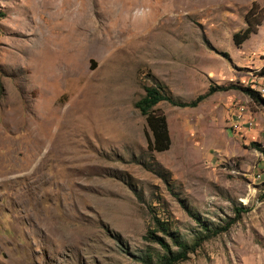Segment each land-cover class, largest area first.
<instances>
[{"label": "rangeland", "instance_id": "rangeland-1", "mask_svg": "<svg viewBox=\"0 0 264 264\" xmlns=\"http://www.w3.org/2000/svg\"><path fill=\"white\" fill-rule=\"evenodd\" d=\"M252 2L0 0V264H142L175 249L153 217L193 240L183 205L208 227L242 211L176 264H264V104L241 90L264 99V20L231 38ZM154 82L233 87L158 102L154 152L133 106Z\"/></svg>", "mask_w": 264, "mask_h": 264}, {"label": "trees", "instance_id": "trees-1", "mask_svg": "<svg viewBox=\"0 0 264 264\" xmlns=\"http://www.w3.org/2000/svg\"><path fill=\"white\" fill-rule=\"evenodd\" d=\"M1 15L2 14L0 13V16ZM243 20L245 26L242 29L234 32L231 37L232 42L235 46H239L245 39L249 37L251 33L256 32L257 26L264 20V12L260 7L257 6L256 3L252 2L249 8L245 11ZM260 74L264 75V69H262ZM232 87L233 86L209 87L208 91L205 94L198 95L195 99L188 102H179L175 101L169 95L166 87L160 82H154L152 85L143 86V94L136 101H134L133 106L144 117L147 130V132L145 133L146 149L148 151L162 152L168 149L170 144L165 117L163 113L155 107L158 102L165 100L172 105L192 107L196 105V103L205 95L210 94L214 90H227ZM241 90L244 91L255 102L264 104V99L260 95V91L252 89L250 87H242ZM154 170L161 177H163L166 173L162 170ZM164 180L166 179L164 178ZM183 208L186 210L189 216H191L199 225V230L195 233L193 240L191 242H187L181 239V237L177 233L169 230V228L165 224V221L153 217V222L155 225L154 228L168 235L171 241V245L174 246L175 249L170 248L167 244L160 240L163 251L156 255L155 258H153L149 254H145L139 257L138 260L142 264H176L180 261H183L186 258L187 253L191 252L202 240L225 231L237 218L238 213L242 211L241 207L235 208V215L232 219L226 221L223 225L208 227L199 220L196 213L192 212L187 207H184V205ZM148 234L150 235V239L154 238V236H152V232L149 231Z\"/></svg>", "mask_w": 264, "mask_h": 264}, {"label": "built area", "instance_id": "built-area-1", "mask_svg": "<svg viewBox=\"0 0 264 264\" xmlns=\"http://www.w3.org/2000/svg\"><path fill=\"white\" fill-rule=\"evenodd\" d=\"M244 121H245V120L242 119V120L238 123V127H244Z\"/></svg>", "mask_w": 264, "mask_h": 264}, {"label": "crops", "instance_id": "crops-1", "mask_svg": "<svg viewBox=\"0 0 264 264\" xmlns=\"http://www.w3.org/2000/svg\"><path fill=\"white\" fill-rule=\"evenodd\" d=\"M262 126V125H261ZM261 128V127H260ZM247 129V128H246ZM260 131L262 132V136H263V142H264V127H262L261 129H260Z\"/></svg>", "mask_w": 264, "mask_h": 264}, {"label": "bare ground", "instance_id": "bare-ground-1", "mask_svg": "<svg viewBox=\"0 0 264 264\" xmlns=\"http://www.w3.org/2000/svg\"><path fill=\"white\" fill-rule=\"evenodd\" d=\"M245 122V121H244Z\"/></svg>", "mask_w": 264, "mask_h": 264}]
</instances>
